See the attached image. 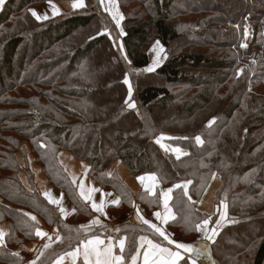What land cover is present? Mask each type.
<instances>
[{
  "label": "trees",
  "instance_id": "trees-1",
  "mask_svg": "<svg viewBox=\"0 0 264 264\" xmlns=\"http://www.w3.org/2000/svg\"><path fill=\"white\" fill-rule=\"evenodd\" d=\"M50 1L0 3V225L9 226L7 244L37 238L29 214L61 233L76 229L28 189L32 165L88 216L61 162L68 152L120 198L117 214L133 205L153 213L162 204L159 193L136 196L120 166L135 179L155 175L163 186L187 184L191 200L182 188L172 192L176 219L168 221L169 233L192 244L195 225L210 219L216 235L211 231L205 246L214 264H264V0H236L227 8L210 0H115L124 18L119 26L110 19L111 27L97 0L37 20L31 9ZM244 17L259 31L263 51L253 67L233 52ZM157 42L167 57L148 71ZM172 149L181 150L179 159ZM215 175L221 185L206 214L198 205ZM115 232L127 237L122 264L130 263L142 236L164 244L144 225L122 223ZM0 262L24 264L6 249Z\"/></svg>",
  "mask_w": 264,
  "mask_h": 264
},
{
  "label": "crops",
  "instance_id": "crops-1",
  "mask_svg": "<svg viewBox=\"0 0 264 264\" xmlns=\"http://www.w3.org/2000/svg\"><path fill=\"white\" fill-rule=\"evenodd\" d=\"M53 5L57 9H59V14L56 15L53 14V7H52ZM73 5H74V0H52L48 3L33 8L32 14L33 11H35L36 13V15H34L35 18L37 19V16L41 17L40 19H37L39 21L46 20L43 18L44 16H47V19H51L64 13H71L74 9ZM61 162L64 168L66 169L68 175L71 177L73 181H75L74 183L77 187L79 198L84 203L88 204V214H87L88 216L87 217L82 215L80 216L77 207L74 205V203L67 195V193L62 189L55 190L48 183V181L46 180L44 175L39 171V169L34 165H32L34 178L32 179L31 182H27L25 180V184L28 187V189L30 191H36L42 195V197L46 200V202L57 211L60 219L64 223V226L70 228H76V229H73V232L61 233L58 228L48 227L39 217L33 214H29L31 217H35V220L33 221L39 226V230L44 233H47V235L43 237L37 236V238L34 241L27 242L21 246H9L6 240H7V235L10 232V229L8 224L4 223L0 225V231H2L3 233V237L2 239H0V249H6L12 254L19 256L21 259L24 260V264H32L33 261H35L36 264H47L48 261H50V264H57V262L60 261L61 257H63L61 264H80V263L86 264L83 255L84 244L87 243V241L89 240L100 239L104 241V244L99 245L100 250L102 251L105 247L111 244L113 246V255L122 257V262H121L122 264L124 262L123 252H121L119 249V239L116 237L115 229L118 228V225L122 223L144 225L147 228H150L148 225L142 223V221L140 220L139 217L143 216L145 219L150 220L151 222L155 223L158 227H160L163 231H165L170 239L176 242L189 244L193 248H198L201 250L200 255H197L195 252L184 253L183 250L176 249L175 244L169 243L168 240L164 239V237H161L158 233H156L153 229L150 228L160 239H162L164 244H159L154 239L148 236H142L144 240H151L154 244H158L161 247L168 248L171 251H181V255L184 257V259L180 260L178 264H182V262L186 259V257H191V259L189 260L190 264H192V260H195V264H214L213 261L210 259L209 253L205 246L207 242V238L203 231H198L197 241H195L192 244L186 243L184 241H181L179 238L173 237L167 229V224H165L162 220L156 218V216L154 215L156 212H160L161 216L164 215L162 198H161V203H162L161 209L154 211L153 213H148L142 206L137 205L134 207L133 210H131L125 215L117 214L116 212H114V209L119 204L118 205L113 204L112 201L119 200L120 203V198L113 192L103 190L99 187V185L88 175L89 167L86 163L76 160L68 152L61 153ZM120 167L121 170L119 169V171L121 177L124 179L127 185L132 189V191L135 193L136 196L141 191H147L150 195H153L150 191H148L146 187V185L150 183L147 179L142 184L139 181V179L133 178L126 169H124L122 166ZM81 183H83L84 185L86 194L88 193V190L92 188L100 190L98 192L92 193V195H93V199L97 204H99L101 201L104 202L103 213L95 211L91 207V202L85 201L81 197L80 195ZM220 185H221L220 178L217 175H215L210 183V186L206 190L204 196L202 197L198 205L199 211L206 214L213 213L215 206V196ZM173 187H174L173 185L163 186L157 179L155 186V193L160 194L162 191H166L167 189ZM46 192L50 193L56 199H60L62 196L63 199L61 201V204L56 205L50 203L49 199L46 198V196L44 195V193ZM105 194H111V195H105ZM170 203L171 201L169 202V206ZM60 207H63L64 209L67 210V215H64L60 212ZM94 220H97L99 222L92 223ZM99 229L103 230L100 235H91L92 233H94V231H97ZM210 232H211V223L208 225V231H207L208 236ZM49 237H51V239H49ZM142 237H140L139 239L138 249L133 256L135 257V260H133L132 258L129 264H144V253L148 250V245L141 241ZM142 243L143 246H141ZM45 244L50 245V247L45 248L44 247ZM66 248H70V249L65 250ZM78 249L79 252L75 257L69 255V253L76 252ZM46 251L47 253L45 254ZM49 252L51 254V259L47 258V256H49ZM54 253L56 254V258H54L53 255ZM37 257H39V259H37ZM89 259L91 261V264H95L94 254L91 255ZM0 264L3 263L0 262ZM150 264H151V258H150Z\"/></svg>",
  "mask_w": 264,
  "mask_h": 264
},
{
  "label": "snow or ice",
  "instance_id": "snow-or-ice-1",
  "mask_svg": "<svg viewBox=\"0 0 264 264\" xmlns=\"http://www.w3.org/2000/svg\"><path fill=\"white\" fill-rule=\"evenodd\" d=\"M3 0H0V3H2ZM103 2V0H102ZM110 5V7L108 6ZM108 5H106V10L109 11L112 14V18L116 21L117 26L120 25V22L123 20V15L119 12L118 10V5L116 4L115 0H108ZM83 2L80 0L79 3H75L73 7H83ZM53 7V14H59V9H57L54 5ZM33 15H36L35 11H33ZM41 17L37 16V19H40ZM44 19H47V16L43 17ZM159 45V42H157V46ZM243 47H246V45H242ZM162 51V49H161ZM158 63V61H154V64ZM148 71H152L153 68L147 69ZM243 70H240L242 72ZM240 72L237 73V75L240 74ZM126 83L128 82L127 80L125 81ZM131 91V90H130ZM129 107H134V105H129ZM214 121H210L209 124L213 123ZM164 139L162 136L160 139L157 140V143H161V140ZM198 143H202L200 137L195 138ZM161 147L165 148V151H168L167 147L163 144H161ZM173 152L177 153V158L179 159L180 155L183 154L181 153L180 149H172ZM203 166V165H202ZM139 181L143 184L144 181L147 179L150 183L146 185L148 191H150L153 195H155V186L157 182V177L155 175H149L147 177L141 176L138 177ZM75 182V181H73ZM176 188H182L183 189V194L186 196L189 200H191V197L188 195V185H175L173 188H169L166 191H162L160 193V196L163 200V208H164V215L161 216L160 212H156L154 215L156 216L157 219L162 220L165 224L168 223L169 220H175L176 217L172 213V209L169 206V202L172 200V192ZM100 191L99 189H89L88 193H85L84 185L81 183L80 185V195L85 201H90L91 202V207L97 211L103 213L104 211V202L101 201L99 204L95 202L93 199L92 193ZM46 198L49 199L50 203L60 205L63 197L61 196L60 199L54 198L50 193H44ZM105 195H111V194H105ZM113 204L118 205L119 200H113ZM135 207V205H133ZM226 208V205H225ZM74 211V210H73ZM60 212L64 215H67V210L64 209L63 207H60ZM139 214V213H138ZM142 223L148 225L151 229H153L156 233H158L161 237H164V239L168 240L169 243L175 244L176 249L178 250H183L184 253H193L195 252L197 255L201 254V250L198 248H193L189 244L185 243H180L176 242L172 239L169 238V236L166 234L165 231H163L160 227H158L155 223L151 222L148 219H145L143 216L139 217ZM32 220H35V217H31ZM99 221L94 220L92 223H98ZM210 219H205L202 221L200 224H196V230L197 231H203L205 233V236L207 239H212V236L207 235L208 231V225L210 224ZM212 235H216L215 229H212ZM36 235L38 236H46L47 233H44L40 231L39 229L36 230ZM3 233L0 231V239H2ZM51 239V237H49ZM127 237L120 239L119 240V249L121 252L124 251L125 245H126ZM141 241L143 243H146L148 245V250L144 253V264H150V258H151V264H178V262L184 257L181 255V251H171L168 248L161 247L158 244H154L151 240H144V238H141ZM143 243L141 246H143ZM104 244L103 240L100 239H95V240H89L87 243L84 244V259L86 261V264H91V261L89 257L91 255H95V264H121L122 262V257L120 256H115L113 255V246L110 244L107 247H105L102 251L99 248V245ZM45 248L50 247V245L45 244ZM79 252V249L76 252L69 253V255L75 257L77 253ZM42 255V253H41ZM158 258V259H157ZM39 259V257H37ZM63 260V257L60 258V261L57 262V264H61ZM133 260H135V257H133ZM32 264H36L35 261L32 262ZM192 264H195V260H192Z\"/></svg>",
  "mask_w": 264,
  "mask_h": 264
},
{
  "label": "rangeland",
  "instance_id": "rangeland-1",
  "mask_svg": "<svg viewBox=\"0 0 264 264\" xmlns=\"http://www.w3.org/2000/svg\"><path fill=\"white\" fill-rule=\"evenodd\" d=\"M116 2V1H115ZM200 2V0H194V3H199ZM210 2L211 3H217V2H220L223 6H226V8L228 7V5H231V4H233L234 2H236V0H210ZM48 3V2H47ZM102 3V4H101ZM219 3V4H220ZM45 4V3H44ZM99 4H101V5H99ZM116 4H117V2H116ZM43 5V4H42ZM106 5H108V0H103V2H102V0H97V6L99 7V9L100 10H102L103 11V14H105L104 16H105V18H106V23H108V26L109 27H111L112 26V23H110V22H112L110 19H112V20H114L113 18H112V14L109 12V11H107L106 10ZM118 5V4H117ZM38 6H40V5H38ZM109 7H110V5H108ZM33 8H35V7H33ZM32 8V9H33ZM32 9H31V12H32ZM118 10H119V6H118ZM101 11V12H102ZM105 12V13H104ZM120 12V11H119ZM35 17V16H34ZM46 20H48V19H46ZM244 20H248V21H250V19L249 18H247V17H244L242 20H240L238 23H237V25H236V29H235V31H236V42L234 43V45H233V52L235 53V55H237L238 56V60H239V62L241 63V65L242 66H244L245 64L244 63H246L248 66H250L249 64H248V56L251 54V52L252 51H250V52H247V53H240V52H238V51H240V50H238L237 48H236V44H237V41H238V31H237V26L241 23V22H243ZM40 21H44V20H40ZM115 21V20H114ZM116 22V21H115ZM251 22V21H250ZM120 29V28H119ZM121 30V29H120ZM115 33L117 34V32H116V28H115ZM118 35V34H117ZM118 42H120V40H117ZM117 41H116V43H117ZM259 44V41H257L256 40V43L253 45V47L256 49V50H258V51H261V53H262V55H263V51H262V49L260 48V46L258 45ZM161 49H162V47L160 46V45H158L157 46V44L151 49V52H150V56H151V67L150 68H156L158 65H160L165 59H166V57H167V54L165 53V51L162 49V51H161ZM246 59H247V62H246ZM154 61H158V63H155L154 64ZM153 81H146L145 83L146 84H150V83H152ZM171 116V115H170ZM219 177V176H218ZM221 181V180H220ZM215 198H216V196H215ZM253 233V232H252ZM47 258L48 259H51V254H50V252H49V256H47Z\"/></svg>",
  "mask_w": 264,
  "mask_h": 264
},
{
  "label": "built area",
  "instance_id": "built-area-1",
  "mask_svg": "<svg viewBox=\"0 0 264 264\" xmlns=\"http://www.w3.org/2000/svg\"><path fill=\"white\" fill-rule=\"evenodd\" d=\"M237 31L238 41L236 44V48L240 50L238 51L240 53H247L252 51L248 56V64L253 67L258 63V60L262 55L261 51H258L253 47V45L256 43V38L259 35V31L257 30L256 26L248 20H244L243 22H241L237 26ZM242 45H246V47H243Z\"/></svg>",
  "mask_w": 264,
  "mask_h": 264
}]
</instances>
